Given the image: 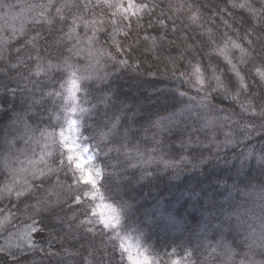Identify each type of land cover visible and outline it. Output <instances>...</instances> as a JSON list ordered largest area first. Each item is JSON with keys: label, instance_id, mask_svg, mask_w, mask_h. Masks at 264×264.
Masks as SVG:
<instances>
[{"label": "snow or ice", "instance_id": "snow-or-ice-1", "mask_svg": "<svg viewBox=\"0 0 264 264\" xmlns=\"http://www.w3.org/2000/svg\"><path fill=\"white\" fill-rule=\"evenodd\" d=\"M229 4L246 13L238 22L239 29L235 20L217 22L218 13L205 19L203 6L188 0H167L165 4L146 0L0 3V10H25L30 25L0 29V233L20 241L0 246V264H9V259L21 264L22 258L31 264H52L53 260L56 264H264V183L259 189L247 184L240 189L233 186L240 198L229 192L226 204L206 200L194 209L199 216L194 226L159 205L144 209L130 194L133 185L152 176L153 165L167 170L191 163L183 152L177 161L173 153L163 151L166 136L186 133L187 140L181 138L179 143L185 151L212 145L220 148L214 134L222 126L218 120L197 112L200 123L188 131L185 119L197 108L210 107L208 102L216 95L229 100L234 108L231 116L223 118L232 124L224 133L223 146L243 149L233 162L224 163H231L237 175L253 167L264 174V0H229ZM156 8H160L159 15ZM133 21L138 28L160 29L142 37L138 31L134 43L142 38L152 52L177 48L168 60L172 75L178 63L187 61L179 78L196 94L187 96L180 91L181 103L187 96L183 107L158 119L149 116L145 123L137 119L144 112L145 98L121 99L108 74H99L100 66L109 62L139 73L138 62L129 64L107 50L110 45L124 55L131 49L125 43L132 38ZM220 27L226 31L220 32ZM232 30L237 32L235 38L229 35ZM117 36L125 41H117ZM93 68L95 73L89 71ZM145 75L155 79L157 74ZM65 81L66 97L60 89L49 90L53 82L64 89ZM140 87L149 98L165 102L170 98L166 88L155 84ZM69 109L82 114L86 127L67 118L66 135L63 121ZM86 128H91V135L85 136ZM80 137L95 142L109 162L103 167L89 166L96 157L89 155L90 149L81 145ZM256 140L262 142L260 149L255 147ZM33 141L43 142L40 154L31 170L22 169L30 178L20 180L11 166L12 158L21 143ZM33 156H37L35 150ZM198 158L203 164L213 153L204 156L201 151ZM193 167L198 165L193 163ZM254 195L260 200L258 216L249 207ZM156 228L184 239L154 244L150 233ZM46 232L47 248L36 240ZM227 234L233 236L232 242ZM55 244L60 247L54 249Z\"/></svg>", "mask_w": 264, "mask_h": 264}, {"label": "trees", "instance_id": "trees-1", "mask_svg": "<svg viewBox=\"0 0 264 264\" xmlns=\"http://www.w3.org/2000/svg\"><path fill=\"white\" fill-rule=\"evenodd\" d=\"M4 1V0H3ZM17 1L32 3L33 0H8V3H16ZM148 3H158L165 4L167 0H146ZM189 3L194 5H202L201 11L205 19H209L212 17L213 13H218L215 16V20L217 22L227 19L229 21L235 20L236 28H240V24L238 23L246 13L242 12L240 9L231 8L229 4V0H188ZM220 10H223L222 12ZM156 14L159 15L160 8H156ZM147 20V17H145ZM166 23L170 24L169 21ZM180 23V20H177V24ZM26 27H30L27 25ZM220 32L226 31L223 27H220ZM132 38L127 40L125 43V47L128 48L131 46V49L124 55L120 53H116L115 49L110 45L107 50L115 53L119 59H127L129 64H132L134 61L140 64L139 73L119 68V65L113 66L111 62L107 64H102L99 68V74L103 76L105 73L109 76V83L112 85L114 90H118L120 98L124 99L127 96L129 101L140 100L141 98H145L142 100L144 103V112L141 115L137 116V119L142 123H145L149 116L152 119H158V116H166L170 112L178 111L184 104L187 103V96H195L194 90L190 85H187L183 79H180V73L183 71V64H186L187 61H182L176 65L175 75H172L173 66L168 63L170 59V53L176 54L177 48H165V49H157L156 52L149 51L151 47L150 44H147L140 39L139 43H134L137 41L136 33L139 31L141 33V37L144 34L152 35L158 31L159 28L145 29L138 28L135 21L132 22ZM170 31V29H169ZM229 35L233 38L236 37L237 32L232 30L229 32ZM240 35H243L241 32ZM117 41H125V37L117 36ZM105 44L104 41H101V46ZM55 54V53H54ZM239 56V53H236ZM131 57V58H130ZM159 57V58H157ZM95 62L93 61V64ZM238 63V61H237ZM222 67H226V65H222ZM89 71H92L89 69ZM95 73V70L92 71ZM153 72L156 73L155 79L150 76L145 75V73ZM144 84L148 86L150 84H155L159 88H166L168 90V94H170V98L167 102L163 98L159 100H155L153 98H149V93L144 91V88H141L140 85ZM67 82L65 81V88L61 89L60 84L57 82H53V84L49 85V90L60 89L62 94L65 95ZM180 91H185L187 96L183 98V103H181L182 98L179 96ZM82 96V94H80ZM80 101H77L79 104ZM210 107L201 110L204 112V118H215L222 125L218 127L214 134L217 137V143H220V148L217 149L215 145H212L210 149L198 148L194 151L189 149L185 151L179 147V143L181 138L187 140V134H183L181 137L180 134L169 135L165 138V144L163 146V151L165 153H173V159L180 160V153L183 152L185 157L191 161V163L180 164L176 167L168 168L164 170L162 166L158 169L157 166L153 165L150 168L152 176L144 181L141 184L133 185L131 195H134L141 203L144 209L151 210L152 206L159 205L163 209H167L169 211L177 213L179 216L185 217L190 225H195L199 219V216L195 213L194 209L201 207L204 205L205 201L208 199H213L219 203L226 204V198L228 197L229 192H232L233 197L239 199V191H233V186H236L237 189L243 188L244 184H247L249 188L255 186L256 189H259L262 183H264V174L256 169L255 167L250 169H245V171L241 172L237 175L233 170L231 163H224L225 161L233 162L232 158L239 151L243 150L240 148L233 147H224L223 139L224 133L228 132L232 127L230 121H225L223 118L225 114L229 116L232 115L234 108L230 107V101L224 99L222 95H216L214 99L209 102ZM71 104V102H69ZM3 108L0 107V111ZM238 111V109H236ZM70 109L64 113V121L65 124L68 115L70 116ZM219 113V116H217ZM78 125H82L86 127V122L82 119V114L77 111L74 114ZM235 119V117H233ZM185 125H181V128H184ZM193 125H190L189 128L192 129ZM188 128V131L190 130ZM51 132V129H48ZM60 131L59 128L56 129V133ZM85 136L91 135V128H86ZM149 135H151L149 133ZM234 138L239 139V137L235 136ZM39 137V134H37ZM201 139L204 138L203 133L200 134ZM81 139L90 146V149L94 155L95 163L97 167H103L104 164L109 161L104 159L103 152H99L98 149L95 148L94 143L87 142L84 137ZM50 140V138H49ZM42 141L40 145L36 142H30L29 144L21 143L19 145L20 151L16 153V155L12 158L11 166L15 168L18 172V175L23 177L29 176L30 173L25 172L22 169H32V161L37 159L38 157V147L42 145ZM262 146V142L259 140L255 141L256 149H260ZM33 150H35L37 156H33ZM203 151L204 156H208L209 151L213 153V158L207 161L206 163L201 164L198 158L199 153ZM218 155V159L216 158ZM2 162V161H0ZM193 163L198 165V167L194 168ZM239 167V165H237ZM139 175V172H137ZM2 179V177H0ZM21 179V180H23ZM244 183H241V182ZM101 201H97L98 204ZM65 211H68L66 208ZM70 214V213H69ZM151 242L157 245L160 244H171L175 239L177 242L179 240L184 239V237L179 236V234H167L160 230L159 228L153 229L150 233ZM229 242H232L233 236L231 234H227ZM48 238V233H44L43 236H37L36 240L38 244H43L45 248L48 247L46 240ZM215 242V241H213ZM20 243L18 237L12 236L8 237L7 234L0 233V246H10ZM72 243H76L72 241ZM70 246V245H66ZM59 244L54 245L55 248H59ZM76 248H80V244L76 243ZM53 249V250H54ZM39 259V255L36 256ZM179 258V257H175ZM9 264H12V261L9 259ZM21 264H31V260H24L22 258ZM45 264H48L45 261ZM52 264H56V261L53 260Z\"/></svg>", "mask_w": 264, "mask_h": 264}, {"label": "rangeland", "instance_id": "rangeland-1", "mask_svg": "<svg viewBox=\"0 0 264 264\" xmlns=\"http://www.w3.org/2000/svg\"><path fill=\"white\" fill-rule=\"evenodd\" d=\"M4 1L3 0H0V3H3ZM13 5H16V4H20V5H25V4H28V2H21V1H17L16 3H12ZM24 12L23 14V17L20 16L21 12ZM8 17V19L6 20L5 17ZM15 16L17 17L16 19H12V17ZM21 24H23L25 27L27 25H29L28 23V16H27V12L21 8H13L10 12L8 9H4V10H0V29L2 28H5V27H8V26H11V27H16V28H19L21 26ZM90 70H95L94 68L93 69H90ZM68 85H66V88H67ZM65 95L67 96V91L65 89ZM70 102V101H69ZM197 112H200V115L202 117H204V112L201 111V109L197 108L196 111H194L192 113V116L189 118V117H185V119L187 120V127L189 128L190 125H193V126H198L200 121L196 119V113ZM68 118H71V119H76L74 117V114L70 112V116L68 115ZM208 119H212V120H215V118H208ZM196 121L195 124H193V121ZM219 122V121H218ZM190 129V128H189ZM64 130H65V133L66 135H68L69 133L67 132V123L65 122L64 124ZM191 131V129L189 130ZM59 133V132H58ZM58 133H57V139H58ZM79 141L81 143L82 146H86V147H89L90 149V146L88 144H86L82 139L81 137L79 138ZM48 143H51V139L48 140ZM40 145V144H39ZM42 147L39 146L38 147V150H39V153H38V156L40 154V148ZM89 155H93L91 149L89 151ZM94 156V155H93ZM89 166H92V167H97L96 163H95V159H93L91 161V164ZM18 179H23V177L19 176L18 175ZM101 202H99L98 204H100ZM259 204H260V200H259V196L258 195H254L253 198H252V201L250 202L249 204V207L252 209V211L255 213V215H260V212H261V209L259 207ZM97 211H104L103 208H98ZM215 243V242H213Z\"/></svg>", "mask_w": 264, "mask_h": 264}]
</instances>
